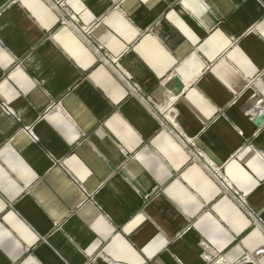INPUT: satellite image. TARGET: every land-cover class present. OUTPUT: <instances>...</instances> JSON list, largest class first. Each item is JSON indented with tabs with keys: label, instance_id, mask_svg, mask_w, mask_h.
Instances as JSON below:
<instances>
[{
	"label": "crops",
	"instance_id": "0c3cea01",
	"mask_svg": "<svg viewBox=\"0 0 264 264\" xmlns=\"http://www.w3.org/2000/svg\"><path fill=\"white\" fill-rule=\"evenodd\" d=\"M65 3L0 0V264H264V0Z\"/></svg>",
	"mask_w": 264,
	"mask_h": 264
},
{
	"label": "built area",
	"instance_id": "2783aa9c",
	"mask_svg": "<svg viewBox=\"0 0 264 264\" xmlns=\"http://www.w3.org/2000/svg\"><path fill=\"white\" fill-rule=\"evenodd\" d=\"M50 1L53 2L54 4L53 6L57 11L60 25L72 26L78 31L87 33L88 29L82 25H79L77 17L67 8L65 0H50ZM113 68L127 84L130 94L137 97H142V91L138 86V84L127 73H124L120 69L119 65L116 64V62L114 63ZM261 73L264 75V70ZM3 109H5L6 112H10L9 108H7L5 105H3ZM24 130L27 133H29L32 137H34L32 135V131L30 127H26ZM192 145L193 143L191 142L190 146ZM260 156L264 158V153L260 154ZM214 173L215 175L219 176L220 170L216 169L214 170ZM219 182L221 184L222 190L228 193L233 198V200L240 206L243 212L251 219L253 225L259 227L264 225L258 214H256V212L247 204L246 198L240 192H238L232 186H230L226 180H223L222 177H220ZM146 198H148V195H145V199ZM201 246H202V256L205 259L206 264H242L244 262L252 260V257L247 254L243 256L240 260L236 261L235 263H231L228 260H226V258L223 255L218 254L216 251L212 250L207 244L202 243ZM263 251H264L263 249L257 250L254 254L258 255Z\"/></svg>",
	"mask_w": 264,
	"mask_h": 264
},
{
	"label": "water",
	"instance_id": "95a60500",
	"mask_svg": "<svg viewBox=\"0 0 264 264\" xmlns=\"http://www.w3.org/2000/svg\"><path fill=\"white\" fill-rule=\"evenodd\" d=\"M171 84L173 85V88H171L172 91L178 94L181 92L184 83L179 78L174 77ZM254 122L256 124H262L264 122V111L255 117Z\"/></svg>",
	"mask_w": 264,
	"mask_h": 264
}]
</instances>
